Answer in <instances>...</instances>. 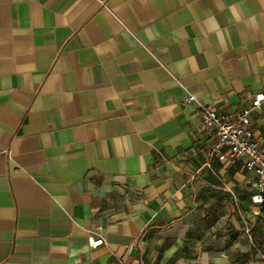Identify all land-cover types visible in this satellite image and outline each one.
Listing matches in <instances>:
<instances>
[{"label": "crops", "instance_id": "1", "mask_svg": "<svg viewBox=\"0 0 264 264\" xmlns=\"http://www.w3.org/2000/svg\"><path fill=\"white\" fill-rule=\"evenodd\" d=\"M261 91L264 0H0V264H263L200 117Z\"/></svg>", "mask_w": 264, "mask_h": 264}, {"label": "built area", "instance_id": "2", "mask_svg": "<svg viewBox=\"0 0 264 264\" xmlns=\"http://www.w3.org/2000/svg\"><path fill=\"white\" fill-rule=\"evenodd\" d=\"M197 96L187 93L184 96L185 103L197 101ZM264 109V92H257L252 103L232 111H221L214 105L202 106L200 117L204 125L212 131L215 140L208 151V161L224 149L231 159L241 160L247 171L255 177L261 192L253 196L255 203H264V144L256 137L254 127L256 119L254 115ZM90 245L95 248L103 245L106 239L102 236L90 237ZM264 264V252L261 256Z\"/></svg>", "mask_w": 264, "mask_h": 264}, {"label": "rangeland", "instance_id": "3", "mask_svg": "<svg viewBox=\"0 0 264 264\" xmlns=\"http://www.w3.org/2000/svg\"><path fill=\"white\" fill-rule=\"evenodd\" d=\"M253 182H254L253 191L249 192V196L250 194L256 195L261 192V188L257 185L256 180ZM255 206L261 210V214L257 215L258 217L255 220L253 237H254V241L258 243L259 246H263V250H264V203H255Z\"/></svg>", "mask_w": 264, "mask_h": 264}]
</instances>
